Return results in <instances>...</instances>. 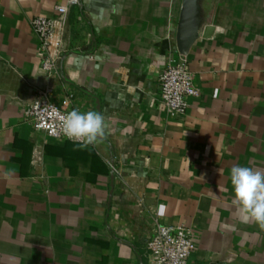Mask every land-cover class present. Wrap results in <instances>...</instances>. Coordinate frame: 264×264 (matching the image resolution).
I'll return each mask as SVG.
<instances>
[{
  "label": "crops",
  "instance_id": "0c3cea01",
  "mask_svg": "<svg viewBox=\"0 0 264 264\" xmlns=\"http://www.w3.org/2000/svg\"><path fill=\"white\" fill-rule=\"evenodd\" d=\"M65 51L42 70L31 21L59 20ZM183 0H0V264H148L155 223L191 229L193 264H264V230L233 204V166L264 171V0H210V39L188 56L202 90L184 117L160 74L182 56ZM101 113L95 145L26 119L39 91ZM39 156L38 158L36 157Z\"/></svg>",
  "mask_w": 264,
  "mask_h": 264
},
{
  "label": "built area",
  "instance_id": "2783aa9c",
  "mask_svg": "<svg viewBox=\"0 0 264 264\" xmlns=\"http://www.w3.org/2000/svg\"><path fill=\"white\" fill-rule=\"evenodd\" d=\"M69 2L71 5L78 4V0ZM56 11L60 14L59 20L37 16L31 21L42 46V70L51 79L59 77L60 64L65 54L58 31L59 25L64 24L68 7L58 6ZM160 85L161 102L168 114L173 117L186 116L191 107V100L202 95L197 78L183 56L169 58L168 65L160 74ZM52 97L51 88L39 91L25 112L26 119L35 131L44 133L48 138L74 143L62 133L61 118L70 110L55 104ZM197 250L198 245L191 229L156 222L153 235L148 242V264H193L192 258Z\"/></svg>",
  "mask_w": 264,
  "mask_h": 264
},
{
  "label": "clouds",
  "instance_id": "9594fccd",
  "mask_svg": "<svg viewBox=\"0 0 264 264\" xmlns=\"http://www.w3.org/2000/svg\"><path fill=\"white\" fill-rule=\"evenodd\" d=\"M62 133L81 147L95 145L106 136L104 116L96 111L82 113L73 109L62 118ZM234 191L233 204L245 222H254L264 230V171L236 165L230 170Z\"/></svg>",
  "mask_w": 264,
  "mask_h": 264
},
{
  "label": "water",
  "instance_id": "95a60500",
  "mask_svg": "<svg viewBox=\"0 0 264 264\" xmlns=\"http://www.w3.org/2000/svg\"><path fill=\"white\" fill-rule=\"evenodd\" d=\"M210 0H183L177 31V48L182 56H188L196 42L210 39L214 27L210 26Z\"/></svg>",
  "mask_w": 264,
  "mask_h": 264
}]
</instances>
